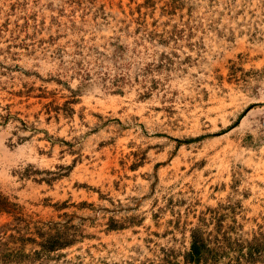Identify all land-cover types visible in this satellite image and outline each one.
<instances>
[{
	"label": "rangeland",
	"instance_id": "1",
	"mask_svg": "<svg viewBox=\"0 0 264 264\" xmlns=\"http://www.w3.org/2000/svg\"><path fill=\"white\" fill-rule=\"evenodd\" d=\"M0 193V264H264V0H0Z\"/></svg>",
	"mask_w": 264,
	"mask_h": 264
},
{
	"label": "trees",
	"instance_id": "2",
	"mask_svg": "<svg viewBox=\"0 0 264 264\" xmlns=\"http://www.w3.org/2000/svg\"><path fill=\"white\" fill-rule=\"evenodd\" d=\"M12 205H14V202H10L7 199L6 195H2L0 193V210H4L7 212L12 211ZM219 230H216L215 237L212 244H209V238L204 234V229L201 228V226H195L190 231V243L187 250L183 252V258L185 261H215L217 260L221 255L226 254V248H233L235 247L237 249V254L235 255L233 260L234 262L230 261V264H238L240 257H244L245 259H254L255 254L258 252V246H259V237L260 232L257 234H253V236L250 239H244V240H230V236H226L222 231L220 232V235H222L221 240H218ZM43 236V234L41 233ZM224 240V241H222ZM245 242V243H244ZM42 248L45 249H51L52 246L59 244L56 242V240L52 239L51 237L45 236L42 237L41 241H39ZM244 243V244H243ZM245 245L247 246L246 251H242L241 247ZM231 259V258H230Z\"/></svg>",
	"mask_w": 264,
	"mask_h": 264
}]
</instances>
